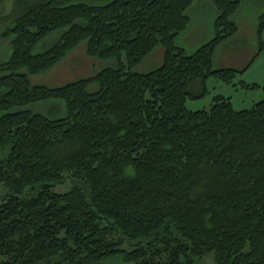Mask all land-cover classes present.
Listing matches in <instances>:
<instances>
[{
    "label": "trees",
    "instance_id": "trees-1",
    "mask_svg": "<svg viewBox=\"0 0 264 264\" xmlns=\"http://www.w3.org/2000/svg\"><path fill=\"white\" fill-rule=\"evenodd\" d=\"M209 1L214 35L192 52L177 39L194 0L10 1L0 16L12 36L0 62V148H11L0 160L10 191L0 264H202L211 255L214 264H264V97L241 109L221 93L209 109L186 105L207 93L210 76L233 83L264 49V13L250 61L218 67L243 0ZM58 29L50 48L33 52ZM84 41L90 56L117 64L32 84L30 74ZM158 45L162 64L135 70ZM46 100L63 101L65 115L25 107ZM68 180L69 190H54Z\"/></svg>",
    "mask_w": 264,
    "mask_h": 264
},
{
    "label": "rangeland",
    "instance_id": "rangeland-1",
    "mask_svg": "<svg viewBox=\"0 0 264 264\" xmlns=\"http://www.w3.org/2000/svg\"><path fill=\"white\" fill-rule=\"evenodd\" d=\"M11 0L0 1V16L8 18L12 8ZM88 3H105L110 0H75ZM8 3V4H7ZM10 12V13H9ZM187 13L191 17L188 28L178 36L177 43L187 49L188 52L196 50L204 42L214 35V21L217 15L215 5L209 0H194L188 8ZM264 13V0H243L240 8L233 16L239 25L238 33L222 42L216 51L215 62L228 64L235 67L245 66L246 63L256 53L258 49L257 25L259 16ZM0 26V62L8 59L12 52L10 41L12 36H4ZM63 29L51 32L43 38L33 49L34 53H39L50 48L60 37ZM264 41V29L261 32ZM164 49L158 45L135 70L139 72L151 71L162 64ZM125 60V58H124ZM117 61L113 58L92 57L87 53L86 42H82L75 49L70 50L66 56L52 68L35 74H30L32 84H46L50 86L62 85L83 77L93 76L106 66H115ZM244 64V65H243ZM21 72H27L22 68ZM243 83L256 84L255 87L247 88ZM208 91L199 98H188L186 105L190 109H209L214 102L216 94L230 96L234 107L237 109L252 106L256 101L264 97V49L254 58L249 66L237 74L233 83H228L216 76H210L206 81ZM98 84L92 83L90 90H96ZM198 88V89H197ZM200 87L193 86V90L198 92ZM58 104V108L54 107ZM35 112H42L48 115L63 116L66 113L65 104L60 100H46L32 102L25 106ZM60 107V108H59ZM57 108V109H56ZM18 108H15V110ZM10 145L0 148V160L8 157ZM71 187L68 180L54 187L57 192H65ZM8 186L0 181V204L9 196ZM202 264H214L213 255L203 259Z\"/></svg>",
    "mask_w": 264,
    "mask_h": 264
},
{
    "label": "crops",
    "instance_id": "crops-1",
    "mask_svg": "<svg viewBox=\"0 0 264 264\" xmlns=\"http://www.w3.org/2000/svg\"><path fill=\"white\" fill-rule=\"evenodd\" d=\"M250 59H251V58H250ZM250 59H249L248 61L244 62V64H245V63L247 64V63L250 61ZM244 64H243V65H244ZM225 66H232V65H228V64H225V63H224V64H219V65H218V67H225ZM242 67H243V66H242Z\"/></svg>",
    "mask_w": 264,
    "mask_h": 264
},
{
    "label": "water",
    "instance_id": "water-1",
    "mask_svg": "<svg viewBox=\"0 0 264 264\" xmlns=\"http://www.w3.org/2000/svg\"><path fill=\"white\" fill-rule=\"evenodd\" d=\"M1 1V0H0Z\"/></svg>",
    "mask_w": 264,
    "mask_h": 264
}]
</instances>
